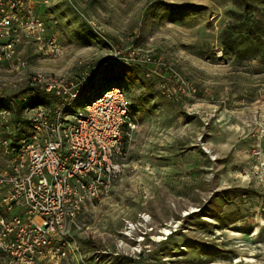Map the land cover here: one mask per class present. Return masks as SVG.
Listing matches in <instances>:
<instances>
[{"label":"rangeland","instance_id":"1","mask_svg":"<svg viewBox=\"0 0 264 264\" xmlns=\"http://www.w3.org/2000/svg\"><path fill=\"white\" fill-rule=\"evenodd\" d=\"M49 1L66 54L22 41L29 67L0 65V100L18 99L34 74L103 60L108 41L152 50L200 92L173 103L137 68L102 73L117 76L137 128L110 197L82 218L78 254L58 264H264V0Z\"/></svg>","mask_w":264,"mask_h":264},{"label":"built area","instance_id":"2","mask_svg":"<svg viewBox=\"0 0 264 264\" xmlns=\"http://www.w3.org/2000/svg\"><path fill=\"white\" fill-rule=\"evenodd\" d=\"M36 3L0 0V65L10 72L29 67L19 51L24 40H32L51 60L66 54L34 13ZM108 44L110 53L103 60L78 73L34 74L19 98L0 108V252L5 264H58L76 256L82 218L91 204L110 197L123 175L126 146L137 128L125 91L112 88L89 105L76 106L102 69L111 64L137 68L169 102L199 97L196 83L152 50ZM39 93L50 96V103L26 108L17 126L14 109Z\"/></svg>","mask_w":264,"mask_h":264},{"label":"trees","instance_id":"3","mask_svg":"<svg viewBox=\"0 0 264 264\" xmlns=\"http://www.w3.org/2000/svg\"><path fill=\"white\" fill-rule=\"evenodd\" d=\"M113 66L120 68L117 70L120 74H122V72H125V69H134V68L125 67V66L119 65V64H111L108 67H105L104 69H102L100 71L99 75L92 82H90V85L87 87L86 92L77 101L76 106L85 107V106L89 105L90 103L99 99L104 92H106L112 88H120V86L118 84V80H116L117 76H112V75L102 76V73L104 71H106L107 69H109L110 67H113ZM103 77L104 78H111L112 77L113 80L111 81V83L105 84L102 82ZM50 101H51L50 96H48L45 93H39L37 99L32 100L27 104L19 105V107L17 108L18 109L17 114H18L19 118H17L14 122L17 124V126H20V121L22 120V117H23V114H24V111L26 108H35L38 106H42V105H45L46 103H50ZM10 102H11L10 100H0V108L9 106ZM131 109H132V113L136 116L137 115V109L135 108V106H131ZM21 131L24 133V130H21Z\"/></svg>","mask_w":264,"mask_h":264},{"label":"crops","instance_id":"4","mask_svg":"<svg viewBox=\"0 0 264 264\" xmlns=\"http://www.w3.org/2000/svg\"><path fill=\"white\" fill-rule=\"evenodd\" d=\"M42 1L43 0H37V3H36V5H35V9H39L38 10V12H36V14L40 17V18H42L43 20H45V19H48V15H46L47 14V12H48V10H49V5L48 6H45L44 4H42ZM46 8V9H45ZM43 17H45V18H43ZM264 163V162H263Z\"/></svg>","mask_w":264,"mask_h":264},{"label":"bare ground","instance_id":"5","mask_svg":"<svg viewBox=\"0 0 264 264\" xmlns=\"http://www.w3.org/2000/svg\"><path fill=\"white\" fill-rule=\"evenodd\" d=\"M263 167H264V163H263ZM167 234H169L170 232L168 230L165 231Z\"/></svg>","mask_w":264,"mask_h":264}]
</instances>
